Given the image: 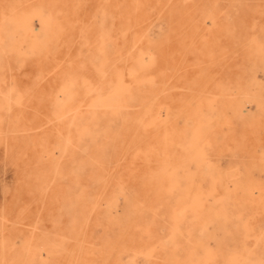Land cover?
I'll list each match as a JSON object with an SVG mask.
<instances>
[{
	"label": "rangeland",
	"instance_id": "1",
	"mask_svg": "<svg viewBox=\"0 0 264 264\" xmlns=\"http://www.w3.org/2000/svg\"><path fill=\"white\" fill-rule=\"evenodd\" d=\"M0 264H264V0H0Z\"/></svg>",
	"mask_w": 264,
	"mask_h": 264
},
{
	"label": "bare ground",
	"instance_id": "2",
	"mask_svg": "<svg viewBox=\"0 0 264 264\" xmlns=\"http://www.w3.org/2000/svg\"><path fill=\"white\" fill-rule=\"evenodd\" d=\"M69 82V81H68ZM213 180V179H212ZM215 182V181H214ZM215 185H216V183H215ZM213 188H214V185H213Z\"/></svg>",
	"mask_w": 264,
	"mask_h": 264
}]
</instances>
